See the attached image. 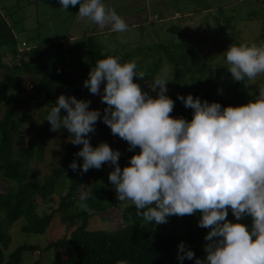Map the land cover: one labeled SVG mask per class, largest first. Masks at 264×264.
Returning a JSON list of instances; mask_svg holds the SVG:
<instances>
[{
    "label": "clouds",
    "instance_id": "clouds-1",
    "mask_svg": "<svg viewBox=\"0 0 264 264\" xmlns=\"http://www.w3.org/2000/svg\"><path fill=\"white\" fill-rule=\"evenodd\" d=\"M60 6L79 5V18H90L111 31L128 29L125 20L102 0H59ZM103 55V53H102ZM227 70L234 81H254L264 75V44L232 43L224 52ZM135 62L121 63L106 56L91 68L84 87L100 95L103 123L111 133L126 141L129 151L139 148L121 168V152L107 142L93 147L90 133L101 119L90 100L61 94L46 117L52 131L67 129L70 143L82 145L69 167L86 173L104 164L114 165L109 181L119 202L130 201L148 222L168 223L170 216L201 213L199 227L205 236L206 258L195 264H264V85L258 95L240 106L223 107L203 102L192 94L178 95L191 120L173 117L175 102L167 95L168 81L159 76L148 81L153 97L134 78H145ZM101 85L103 93L101 94ZM66 113L63 114L62 113ZM88 193L81 194V201ZM81 208L87 210L82 203ZM229 209L237 221L252 218L251 228L228 220ZM194 259L195 253L178 245V259ZM117 264H127L120 260Z\"/></svg>",
    "mask_w": 264,
    "mask_h": 264
},
{
    "label": "rangeland",
    "instance_id": "rangeland-1",
    "mask_svg": "<svg viewBox=\"0 0 264 264\" xmlns=\"http://www.w3.org/2000/svg\"><path fill=\"white\" fill-rule=\"evenodd\" d=\"M102 3L106 8L114 9L125 20L128 25L126 31L115 33L111 31V25L100 27L90 18H79V5L74 7L70 5L68 10H65L60 6L59 0H0V7H4L3 13L8 15L13 25L16 38L20 42L19 46L23 41H28L30 46L51 40L62 39L66 42L74 77L85 93V100L91 101L90 109L107 107L106 104L101 103L100 95H92L84 87V81L94 67L89 61L87 47V38L90 35H95L104 53L118 54L121 63L135 62L137 71H142L146 75L144 79L135 77V82L153 97L158 95V90L152 92L148 81L157 76L168 81L167 95L174 100L175 107H182L188 120H191L188 115L190 108H185L178 95L186 97L192 94L200 97L204 93L201 88L204 87L193 86L195 83H191L190 75H184L183 80L188 84L184 87L183 93L182 89L173 83L175 69L169 57L183 59L187 65H193L194 62L201 65V60L202 63L208 62L212 74L218 77L220 84H228L232 82V77L227 70L224 55L227 48L232 43L258 46L264 44V0H102ZM11 49L5 47L3 61L13 66L18 61ZM2 74L3 69L0 68V79ZM196 75L201 81V73ZM248 83L252 88L248 92L246 103L258 95L259 86L264 85V75H258L254 81ZM103 87L104 85H101V94ZM10 94L20 100L19 103H14L21 109L23 122L24 138L18 146H25L30 139L36 138L49 106L42 102L43 98L31 87L22 94L10 89ZM106 127L107 143L113 150L118 149L121 152L119 164L123 168L129 164L131 156L140 149L136 148L128 152V143L113 135L111 129ZM89 136L93 147L103 142L105 138V134L100 130L90 133ZM71 139L73 137L67 131H55L53 138L48 142L44 158L30 164L38 171L40 179L49 176L53 166H58L59 161L69 152L70 146H74L70 143ZM114 167L106 163L108 173L114 170ZM63 168L64 175L55 187L56 193L55 189L50 191L54 201L42 203L43 205L38 208L40 214L55 211L61 195L67 193L70 186L68 163L64 164ZM102 178L107 183L106 195L111 197L107 203L111 206L106 212H94L87 228L115 230L125 224L127 221L125 210L133 204L130 201L119 202L109 178ZM7 187L15 189L16 184L0 173V191L5 192ZM85 192L88 193L89 188L82 186L78 196L81 198V194ZM75 202V205L68 209L69 213L83 210L81 204H86L80 200ZM25 223L24 219H19L10 229L6 227L12 235L8 253L22 244L40 245L41 248H45L68 233L67 224L59 212L55 214L43 234L24 232L22 227ZM247 225L251 228L249 224ZM38 259H42V264L55 263L53 251L46 250L43 253L25 252L22 264H32Z\"/></svg>",
    "mask_w": 264,
    "mask_h": 264
},
{
    "label": "trees",
    "instance_id": "trees-1",
    "mask_svg": "<svg viewBox=\"0 0 264 264\" xmlns=\"http://www.w3.org/2000/svg\"><path fill=\"white\" fill-rule=\"evenodd\" d=\"M3 9L4 7H0V68L3 69L0 79V173L6 179L13 181L16 188L7 187L5 192L0 191V217L2 216L0 264H22L25 252L43 253L46 250L53 251L54 264H117L120 260L127 261V264H195L196 258H206L204 249L208 241L205 240V236L210 229L199 227L201 217L199 212L183 217L170 216L168 223L156 225L155 222H148L138 215L135 206L131 205L125 210L127 221L122 227L115 230L88 229L87 225L93 213L106 212L111 206L107 203L111 197L106 195L107 183L102 178H109L106 164L99 170L92 168L86 173L81 170L73 171L69 167L75 159L82 168L83 159L74 155L82 145L70 146L69 152L59 161L58 166H53L51 174L40 179L38 171L30 164L44 158L48 142L54 136L55 131L51 130L50 123L45 120L48 113L61 94L85 100V93L74 77L66 42L62 39L51 40L47 43L31 45L30 50L26 48L21 50L22 44L19 46L20 42L16 38L13 25L8 15L3 13ZM26 42L29 44L28 41ZM5 47L12 48L14 57L17 58L18 62L13 66L3 61ZM87 47L89 61L93 66L106 56L120 59L118 54L104 53L95 35L88 36ZM169 60L175 69L173 83L182 89L183 93L184 87L188 84L183 77L190 75L191 83L197 85L193 84V86L204 87L201 88L204 93L199 97L202 102L204 100L209 103L218 102L223 107L246 104L248 92L252 88L248 81L237 82L232 78L230 84H220L218 77L212 74L208 62L202 63L201 60V65L198 62L187 65L185 60H178L174 56H170ZM199 72L201 81L196 77V73ZM29 87L34 88L43 98L42 102L49 106V110L43 125L36 133V138L30 139L25 146H18L24 138L23 122L21 109L14 103H19L20 100L10 94V89L22 94ZM171 115L185 118L186 114L183 113L182 107H174ZM188 115L192 119L191 108ZM95 128L105 134L103 142H107L106 125L98 120ZM63 130L67 131V129ZM127 151L129 152V149ZM66 163L70 177L67 193L61 195L55 211L40 214L38 208L42 203L54 201L50 191L55 189L63 177V165ZM82 186L89 188L88 197L84 200L87 210L69 213L68 209L75 205V201H81L78 193ZM56 191L55 189V193ZM58 212L67 224L68 233L45 248H41L40 245L22 244L8 253L12 235L6 227L10 229L19 219H24L26 221L22 227L24 232L43 234ZM227 219L233 223L240 222L252 226L250 216L246 215L237 221L231 209ZM181 242L195 253L194 259L186 258L183 261L178 259V245ZM32 264H42V259Z\"/></svg>",
    "mask_w": 264,
    "mask_h": 264
},
{
    "label": "built area",
    "instance_id": "built-area-1",
    "mask_svg": "<svg viewBox=\"0 0 264 264\" xmlns=\"http://www.w3.org/2000/svg\"><path fill=\"white\" fill-rule=\"evenodd\" d=\"M24 48H26L27 50H30L31 49V46L26 42L24 41L22 43V46L20 47L21 50H23ZM94 109H99L101 111V123H103V120H102V116H103V110L105 109L104 107L100 106V107H93Z\"/></svg>",
    "mask_w": 264,
    "mask_h": 264
}]
</instances>
